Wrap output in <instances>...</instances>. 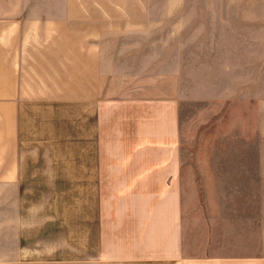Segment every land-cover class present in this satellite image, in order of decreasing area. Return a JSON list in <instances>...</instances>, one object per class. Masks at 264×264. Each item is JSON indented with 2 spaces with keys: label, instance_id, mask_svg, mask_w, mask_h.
Listing matches in <instances>:
<instances>
[{
  "label": "crops",
  "instance_id": "obj_1",
  "mask_svg": "<svg viewBox=\"0 0 264 264\" xmlns=\"http://www.w3.org/2000/svg\"><path fill=\"white\" fill-rule=\"evenodd\" d=\"M77 1L0 0V264H264V0Z\"/></svg>",
  "mask_w": 264,
  "mask_h": 264
},
{
  "label": "rangeland",
  "instance_id": "obj_2",
  "mask_svg": "<svg viewBox=\"0 0 264 264\" xmlns=\"http://www.w3.org/2000/svg\"><path fill=\"white\" fill-rule=\"evenodd\" d=\"M236 0H108L110 4H125L132 5H146L152 6L154 4H166L172 2L178 3H215V2H234ZM238 2H245V0H237ZM77 2H86V0H78ZM141 14V13H138ZM194 30V29H192ZM192 110L194 108L192 106ZM199 110V109H198ZM229 106L224 109L222 115V126L216 125L215 117L210 122L197 129V125H192L190 132V147L192 148H215V147H229L230 146V125H229ZM197 113V111L195 112ZM219 118V117H218ZM196 131V133H195Z\"/></svg>",
  "mask_w": 264,
  "mask_h": 264
}]
</instances>
